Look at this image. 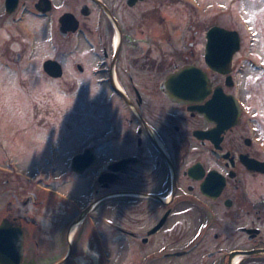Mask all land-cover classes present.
<instances>
[{
	"label": "flooded vegetation",
	"instance_id": "flooded-vegetation-1",
	"mask_svg": "<svg viewBox=\"0 0 264 264\" xmlns=\"http://www.w3.org/2000/svg\"><path fill=\"white\" fill-rule=\"evenodd\" d=\"M263 223L264 0H0V264H264Z\"/></svg>",
	"mask_w": 264,
	"mask_h": 264
},
{
	"label": "rangeland",
	"instance_id": "rangeland-1",
	"mask_svg": "<svg viewBox=\"0 0 264 264\" xmlns=\"http://www.w3.org/2000/svg\"><path fill=\"white\" fill-rule=\"evenodd\" d=\"M33 98L32 99V106H36L38 103L39 105H43L44 109L38 110V109H32V113L37 114L36 116H38L37 118H34V115L31 114L32 116V121L33 124L31 123V125L28 124V132L30 133H36V132H43V139L41 140V144L42 141L46 142V135L49 133L51 134V132L54 133H62L64 132L66 129H68L70 132H74L73 128H74V98L72 97V95L65 97V99H63L60 95V99L59 98H54V94L52 95H46L45 97L41 95H38L36 92L34 94H32ZM42 96V97H40ZM20 100V99H18ZM3 101V100H1ZM47 111H49L48 114ZM18 114V111H17ZM18 116H24L23 110L22 113L20 112L18 114ZM45 116L46 119L42 122L41 117ZM42 123V124H41ZM54 128H56V130H54ZM37 139V138H35ZM34 139V140H35ZM39 146L33 148L32 150H36L38 149ZM29 149V146H28ZM33 153V152H32ZM31 153V154H32ZM29 152H28V156H29ZM264 226V223H263ZM264 234V232H263ZM78 241V238H77ZM262 242L264 243V236L262 238ZM255 260L257 262L260 261H264L263 257H255Z\"/></svg>",
	"mask_w": 264,
	"mask_h": 264
},
{
	"label": "water",
	"instance_id": "water-1",
	"mask_svg": "<svg viewBox=\"0 0 264 264\" xmlns=\"http://www.w3.org/2000/svg\"><path fill=\"white\" fill-rule=\"evenodd\" d=\"M210 65L216 69L219 68L216 60H210ZM186 76L188 78L189 77L192 78V87L188 86L187 90H182V91L179 89L175 90V92H173V95L177 99L182 98L185 101L196 100L201 95H204V93L206 91H203L202 89H200V90L198 89L199 86L201 85V77H202L200 70L195 68V67H189V68L181 70L178 74V77H181V78H185ZM185 85H186V83H184V86ZM202 86H203V84H202ZM257 251H261V250H257Z\"/></svg>",
	"mask_w": 264,
	"mask_h": 264
},
{
	"label": "bare ground",
	"instance_id": "bare-ground-1",
	"mask_svg": "<svg viewBox=\"0 0 264 264\" xmlns=\"http://www.w3.org/2000/svg\"><path fill=\"white\" fill-rule=\"evenodd\" d=\"M239 261V259H236L235 262L237 263Z\"/></svg>",
	"mask_w": 264,
	"mask_h": 264
}]
</instances>
